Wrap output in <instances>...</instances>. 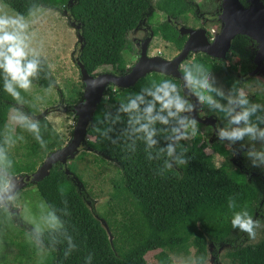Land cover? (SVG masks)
<instances>
[{"label": "trees", "instance_id": "16d2710c", "mask_svg": "<svg viewBox=\"0 0 264 264\" xmlns=\"http://www.w3.org/2000/svg\"><path fill=\"white\" fill-rule=\"evenodd\" d=\"M0 1L7 4L11 10L25 14L30 5H42L57 11L68 9L71 20L79 24L80 34L85 39L79 56L80 64L91 75H97L98 70L103 67L112 68V73L117 75L128 71L124 58L125 45L129 33L142 22L143 14L147 10L145 0H77L73 8L68 7L69 0ZM157 7L181 22H184L181 20L182 14L191 10V7L183 4L181 0L160 1ZM155 26L157 35L164 41L174 43L177 50L182 49L185 39L180 37L172 23H157ZM245 47L246 39L243 36H237L232 42L233 52L245 54ZM191 55L188 60L204 63L212 69L213 74L224 72H220L223 67H218L219 61L211 56H197L192 59ZM231 69L236 70L235 67ZM229 72L227 71L223 79L227 88L236 79ZM242 72L247 70L242 69ZM43 75L44 73H41V79L34 81L36 89L47 86L48 81L43 79ZM51 78L55 80L52 71ZM160 78L162 77L157 72L148 73L133 87L118 88L113 92L106 89L105 94L111 95L109 104L115 106L128 91H139L140 87L149 84L152 79ZM175 80L178 84L181 83L179 79ZM22 95L28 103L29 93ZM82 96L83 93L79 101ZM14 103L3 91V82L0 79V129H3L6 122L9 106ZM27 103L24 106V109H27L25 111L35 114L36 107L27 108ZM107 107L102 99L93 120L102 115ZM204 109L207 113H215L206 107ZM43 120L44 118L41 119L42 136L50 144L53 141L48 132L50 124L44 123ZM203 129L204 125L200 123L197 136L191 139L190 143L181 142L188 148L189 163L174 167L164 175L155 174L157 162H149L146 159L142 144L130 159H126L127 154L120 147L113 146L98 134L90 133L88 129L89 138L86 145L102 158L118 164L119 174L111 180V201L125 224L114 232L112 244L106 230L95 218V209H90L87 204L90 202L94 205L95 201L86 189L79 190L72 178L66 175L65 169L57 164L45 180L29 187L35 186L43 200L62 206L58 186H66L65 198L72 213L71 223L77 229L73 235L78 250L71 257L64 259L63 246H58L56 251L45 258L43 264H85L84 257L89 253L93 254L92 264H149L147 255L151 252H158L155 255L157 264H175L174 258L188 256L192 250L194 256L208 257L209 242L213 243L216 249L221 243L230 244L232 248L227 257L232 264H264V230L257 243H249L248 236L245 242H242V232L231 227L232 212L228 208V198L235 197L238 205L247 204L255 219L261 189L249 184L239 171H228L224 164L220 167L216 165L214 153L219 154L225 161L229 160L231 153L223 144L209 145L201 132ZM17 131L20 133L19 129ZM25 136L31 142L32 152L37 154L41 149L39 144L30 134L25 133ZM209 146L213 154L204 151ZM11 156L18 175L32 173L37 169L34 162L24 164L12 154ZM73 174L75 175L74 172ZM16 229L18 226L15 221L6 223L0 220L2 237L6 238L8 234L11 236ZM9 241L17 247L19 258L35 255V250L26 240Z\"/></svg>", "mask_w": 264, "mask_h": 264}, {"label": "clouds", "instance_id": "9594fccd", "mask_svg": "<svg viewBox=\"0 0 264 264\" xmlns=\"http://www.w3.org/2000/svg\"><path fill=\"white\" fill-rule=\"evenodd\" d=\"M48 11L42 5H30L25 14L9 11L7 4L0 3V79L3 91L15 102L9 106L6 122L0 129V220L12 223L19 218L30 225L25 239L35 250L39 264H43L58 246H63L64 259L78 250L73 235L77 229L70 220L72 213L65 198V185L58 186L62 206L41 200L35 205V211L28 204L23 205L22 211L16 210L24 185L17 174L11 150L25 142L22 133H28L42 150L48 151V141L41 132V120L25 111L27 102L22 95L33 90L34 81L41 79V73L48 81L43 92L51 94L56 86V81L51 78L52 65L43 55L42 43L37 44L33 30L36 19ZM220 63L228 66L226 62ZM178 71L181 74L179 84L174 77L168 76L167 65L158 66L162 78L152 79L139 91H128L115 106L109 104L112 97L106 93L102 99L108 107L89 124L90 133L120 147L127 154L126 159H130L142 144L146 159L157 162L155 174L164 175L174 167L189 163L188 148L181 142L197 136L200 122L196 116L206 107L222 115V121L215 126L218 141L226 142L232 155L242 151L252 167L264 169V102L251 99L252 95L264 99L262 79H235L229 88H225L212 69L191 59L181 62ZM118 81V78L109 81L107 77L92 75L85 81V88L106 87L113 92L120 87ZM44 127L46 129L47 125ZM237 144L239 148L234 147ZM208 150L207 147L204 149L205 152ZM59 155L55 153L50 157L53 167ZM228 208L232 212L231 227L255 241L261 220L253 218L247 204L238 205L235 197L228 198ZM84 261L92 264L93 254H87ZM186 264H209V259L206 255H190Z\"/></svg>", "mask_w": 264, "mask_h": 264}, {"label": "rangeland", "instance_id": "374dc122", "mask_svg": "<svg viewBox=\"0 0 264 264\" xmlns=\"http://www.w3.org/2000/svg\"><path fill=\"white\" fill-rule=\"evenodd\" d=\"M0 3L2 2L0 1ZM8 10L12 11L9 7ZM64 10L65 8L60 11L49 9L48 12L36 19V23L33 26V30L36 32L37 44L42 43L43 55L46 57L48 63L52 65V72L57 86H55L51 94H46L42 89H36L34 87L29 93V99L26 105L27 108H37L38 113L36 112L35 115L47 112L46 117L48 119L46 120L44 118L43 121L44 123L49 122L50 127H48V132L52 136L53 141L48 144L47 152L40 149L37 154H34L31 150L32 145L30 140L25 136V133H22L26 138L25 142L18 143L11 150V154L17 160L24 164L34 162L37 168L45 161L50 153L69 143L77 123V118L72 108L79 102V98L84 92L79 71L80 64L78 63L82 48V43L79 41L80 32L72 27L71 23L74 20H71L68 15L66 16ZM131 38L132 34L128 37L124 51V58L128 70L132 66V62L135 60V52H137V49H133L131 46ZM164 44L165 42L158 36L153 43L151 51L152 53L158 52L160 53L159 55L171 59L177 54V51L175 49H164ZM223 62L226 61L224 60ZM106 71L112 72L113 70L110 67H103L98 70L99 73ZM256 77H260L262 79L261 83L264 84L263 71H258L256 76L251 75L249 79ZM256 100L257 102H264V99H261L258 95H256ZM201 132L204 134L206 142L210 145L213 141H209L208 138L211 135L213 136V131L207 133V130L203 129ZM187 142L190 143L191 140ZM208 148L207 153L213 154L211 147ZM214 158L218 167L224 164L228 171L234 170L233 164L224 161L225 159L223 157L214 153ZM67 167L83 182L86 191L95 201L96 214L107 224L109 231L113 235L114 232L118 231L125 224V221L114 208L111 201V195L113 193L111 180L119 174L118 164L104 159L98 153L85 148L75 160L69 161ZM41 200L43 199L39 195L36 187H28L23 191L17 210L20 209L22 211L23 205L28 204L35 211V205ZM262 228L261 226L258 231L262 230ZM0 239L3 241L0 244V264H36L39 262L36 254L27 258H19L17 256L18 249L9 240L17 239L18 242L26 240L25 234L20 228L16 229L11 236L9 234L6 238L0 236ZM260 239L261 237L257 233L256 240H249V243L255 244ZM222 248L220 253V248H213L212 251L213 253L217 252L220 264H232L227 257V253L231 247L223 245ZM157 253L151 252L147 255L149 264H157L155 259ZM211 254L212 252L209 253V264H214L213 260H211ZM190 255L194 256V250L191 251ZM190 255L174 258L175 264H186Z\"/></svg>", "mask_w": 264, "mask_h": 264}, {"label": "water", "instance_id": "95a60500", "mask_svg": "<svg viewBox=\"0 0 264 264\" xmlns=\"http://www.w3.org/2000/svg\"><path fill=\"white\" fill-rule=\"evenodd\" d=\"M76 3L77 0H69L68 7L73 8ZM64 12L66 16L69 14L68 9H65ZM222 19L225 22L224 29L217 35V37H215L213 41L208 39L205 29H184V32L189 34V38L181 53L173 60H167L161 56L149 57L147 55V45H145L142 46L140 59L123 75H117L112 72H104L98 73L96 76L107 77L109 81L118 78L119 88H129L133 87L148 73H158V66L167 65L168 76L179 79L181 74L178 71V66L189 56L191 52H201L221 60L225 58L235 36L246 35L249 38L260 42L256 61L258 68L263 71L264 77V12L262 9L257 8L256 6H251L249 9L243 10L238 4H236V0H229L224 6ZM71 25L80 32V27L77 22L74 21ZM79 41L82 43L83 47L85 39L81 34L79 35ZM149 41L150 39L146 41V44ZM78 63L80 64V61H78ZM79 71L84 92L81 100L72 108V111L77 117V123L73 130L72 137L67 145L50 153L45 161L34 172L19 175L23 181L24 190L30 185H36L40 181L45 180L49 176L53 168V164L50 162V157H52L55 153H60L57 157L56 165L60 164L67 167L69 161L75 160L86 148L89 124L93 120L94 114L102 101L106 87H98L95 90L86 89L85 81H87L92 75L89 74L86 68L81 64ZM85 101H87L86 104L84 103ZM199 114L200 113L197 114L196 118L200 123H204L206 125L214 123V121H211V118L199 117ZM35 116L41 120L47 116V112ZM90 150L92 151V149ZM64 169L66 175L72 178L77 188L85 191L84 184L79 177L74 175L68 167ZM87 204L90 209H95V203L94 205H91L90 202H87ZM17 211H20V209ZM95 218L100 221L102 227L109 235L111 243L113 244L114 236L109 231L107 224L96 213ZM223 245L231 247L230 244L221 243L219 247L220 249L218 248L219 253L223 249ZM213 248H216L215 245L209 242L208 253L212 252L211 260H213L214 264H220L217 253L215 255L212 251ZM209 257L210 255H208V259Z\"/></svg>", "mask_w": 264, "mask_h": 264}, {"label": "flooded vegetation", "instance_id": "af4514ba", "mask_svg": "<svg viewBox=\"0 0 264 264\" xmlns=\"http://www.w3.org/2000/svg\"><path fill=\"white\" fill-rule=\"evenodd\" d=\"M160 1H164V0H145V3L147 4V10L143 14V20L135 29H133L129 33V35L132 34V38L130 40L131 46L133 49H137V52H135V60L132 62V66L140 59L142 46L147 45V49H148L147 55L149 57L161 56L159 55L160 53L158 52L152 53L151 51L155 39L159 36L157 35L155 28L156 27L155 25L157 23L159 24H163L165 22L172 23V25L179 32L180 37L185 39L182 49L177 50L178 48L174 43L166 42L161 38L165 42L164 49H175L177 51V54L173 56L171 59H167L164 56H161L167 60H173L183 50L189 38V34H186L184 32V29L186 28L189 30L205 29L207 33V37L210 41H213L215 37H217V35L220 34L224 29L225 22L222 19V13L224 10V6L229 0H181L183 4H187L191 7V10H188L187 12L185 11L181 16V20L184 22L173 19L168 13L160 10L157 7ZM236 4H238L243 10L249 9L251 6H256L257 8H261L262 11L264 12V0H238V1L236 0ZM237 36H243L246 39L245 50L247 52L245 54H240L239 52H233L234 50L232 49V44H231L224 59L220 60L211 56L213 59H216L217 62L219 61L217 63L218 67H223L221 68L220 72L221 71L224 72L218 75L214 74V76L217 78L220 84H223L225 86V88L227 87L223 79L224 76L227 75V71H230L229 74H231L236 79H245V78L249 79L251 75L256 76L258 74V71H260L256 61L257 54L259 52L260 42L255 41L246 35H237ZM237 36H235V38ZM148 39H150V41L146 44V41H148ZM190 54H192L191 55L192 59L197 56L206 55L201 52L198 53L191 52ZM190 54L184 61L189 59ZM224 60L228 64L227 67L223 66V64L220 63L223 62ZM132 66L130 67V69L132 68ZM232 67H235L236 70L235 71L232 70L231 69ZM242 69H246L247 72H242ZM251 99L257 101L256 95H252ZM199 113H200L199 117L211 118V121H214L213 124H208V125L203 123L204 129L207 130V133L213 131V136L211 135V137L208 138L209 141H213L210 145H214L217 143L223 144L225 149L231 153L229 160L227 161L233 164L234 170L239 171L241 174H243L249 184H253L254 186H257L261 189L262 193L260 197L258 212L256 213L255 219H260L262 222L261 223V226L263 227L262 230L258 231L257 229L258 231L257 233H259V236L262 237L263 236L262 231L264 230V169L252 167L250 162L245 158L242 151L239 152L237 155H232V149L228 147L227 143L226 142L222 143L218 141L217 137L215 136V126L222 121L221 114L207 113L205 109H203V111ZM210 127H212V129H210ZM234 147L239 148V144H237ZM86 148L88 150L91 149L87 145ZM14 221L15 224L18 226V228H20L24 232V234L27 230L30 229V225L24 222L23 220L17 218ZM242 236H243L242 242H245V239L247 238V234L242 233Z\"/></svg>", "mask_w": 264, "mask_h": 264}]
</instances>
